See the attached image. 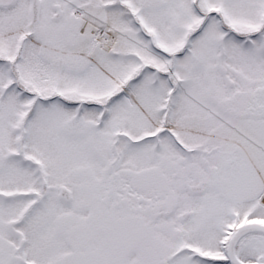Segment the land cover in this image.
I'll return each instance as SVG.
<instances>
[{
  "label": "snow or ice",
  "instance_id": "obj_1",
  "mask_svg": "<svg viewBox=\"0 0 264 264\" xmlns=\"http://www.w3.org/2000/svg\"><path fill=\"white\" fill-rule=\"evenodd\" d=\"M0 264H264V0H0Z\"/></svg>",
  "mask_w": 264,
  "mask_h": 264
}]
</instances>
